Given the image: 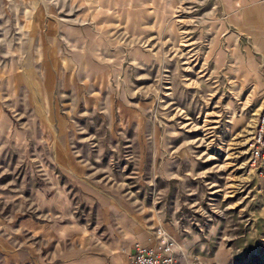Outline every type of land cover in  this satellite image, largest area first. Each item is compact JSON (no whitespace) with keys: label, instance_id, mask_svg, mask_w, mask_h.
<instances>
[{"label":"rangeland","instance_id":"1","mask_svg":"<svg viewBox=\"0 0 264 264\" xmlns=\"http://www.w3.org/2000/svg\"><path fill=\"white\" fill-rule=\"evenodd\" d=\"M263 106L264 0H0V264H264Z\"/></svg>","mask_w":264,"mask_h":264},{"label":"built area","instance_id":"2","mask_svg":"<svg viewBox=\"0 0 264 264\" xmlns=\"http://www.w3.org/2000/svg\"><path fill=\"white\" fill-rule=\"evenodd\" d=\"M249 163L252 167L264 164V106L258 116L251 145ZM178 243L162 227H156L145 241H135L132 264H177Z\"/></svg>","mask_w":264,"mask_h":264},{"label":"crops","instance_id":"3","mask_svg":"<svg viewBox=\"0 0 264 264\" xmlns=\"http://www.w3.org/2000/svg\"><path fill=\"white\" fill-rule=\"evenodd\" d=\"M148 237V235H145V236H142V237H137V238H134L133 242H132V246H131V249L129 251V259L131 261V264H132V260H131V256H132V252H133V246H134V242L135 241H145L146 238ZM117 261H120L121 262V259L117 258ZM124 263V262H123ZM130 264L128 260H126V264ZM177 263H178V254H177Z\"/></svg>","mask_w":264,"mask_h":264}]
</instances>
